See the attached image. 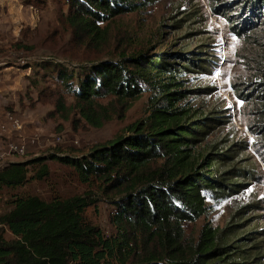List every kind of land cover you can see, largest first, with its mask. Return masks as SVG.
Here are the masks:
<instances>
[{
  "label": "trees",
  "instance_id": "trees-1",
  "mask_svg": "<svg viewBox=\"0 0 264 264\" xmlns=\"http://www.w3.org/2000/svg\"><path fill=\"white\" fill-rule=\"evenodd\" d=\"M157 1L65 0L63 24L75 44L99 54L114 18L144 11ZM207 2L234 35L262 32L264 37V0ZM190 18L183 13L172 26L181 30ZM212 47L123 50L71 69L39 63L74 98L71 109L89 127L100 129L115 115L100 99L125 102L148 94L147 109L127 133L106 143L80 151L55 146L0 167V191L47 180L52 162L71 169L81 183L99 186L110 199L115 229L106 236L87 220L86 209L94 204L89 195L50 200L13 195L11 209L0 215V264H264V199L254 188L264 184V73L250 89L245 90L249 83L241 84L236 96L255 106V120L245 125L249 142L237 132L229 109L196 104L217 88H194L186 79L213 75L219 59ZM54 106L66 112L61 96ZM229 201L237 203L222 227L206 223L196 239L185 237L183 224L205 216L208 203Z\"/></svg>",
  "mask_w": 264,
  "mask_h": 264
},
{
  "label": "rangeland",
  "instance_id": "rangeland-1",
  "mask_svg": "<svg viewBox=\"0 0 264 264\" xmlns=\"http://www.w3.org/2000/svg\"><path fill=\"white\" fill-rule=\"evenodd\" d=\"M25 1H0V145L8 152L6 157L0 158L3 162L0 167L39 156L55 146L80 151L106 143L127 133L129 125L142 120L148 94L125 102L108 97L98 102L110 113L115 112L112 120L100 129L89 127L71 109L74 98L62 92L61 86L53 79V72L38 68L39 63L48 61L71 69L95 60L113 58L123 50L127 54L182 52L200 44H211L219 59L213 75H189L186 79L191 87H215L217 93L197 99L196 104H220L229 109L239 135L243 134L249 142L252 141L245 125L255 120V106L237 100L236 96L241 84L249 83L245 90L250 89L251 82L264 73L262 32L250 37L234 35L225 19L211 13L207 0H158L144 11L114 18L108 27L107 44L98 54L75 44L71 32L63 24L68 8L65 0H34L29 5ZM30 5L43 8V16L34 27L27 8ZM183 13L191 14L190 25L178 30L172 26V21ZM172 60L178 65L183 64L180 59ZM59 96L64 100L66 112L63 114L55 111ZM9 118L17 120L22 129L13 130ZM34 136L38 140L31 143ZM11 144L24 145L25 153L11 152ZM250 152L256 155L253 149ZM49 167L51 174L47 180L0 191V215L11 209L13 195L38 196L44 200L55 196L89 195L94 204L86 209L87 220L106 236L113 235L115 229L110 223L113 205L101 194L100 187L81 183L71 169L56 162L49 163ZM254 188L259 198L264 199V184ZM236 203H208L210 209L205 216L195 223L183 224L185 237L196 239L206 223L222 227ZM5 237L11 239L9 232L6 231Z\"/></svg>",
  "mask_w": 264,
  "mask_h": 264
},
{
  "label": "built area",
  "instance_id": "built-area-1",
  "mask_svg": "<svg viewBox=\"0 0 264 264\" xmlns=\"http://www.w3.org/2000/svg\"><path fill=\"white\" fill-rule=\"evenodd\" d=\"M29 13L31 15V21H32V27L36 26L37 22L41 19L43 16V8L42 7H34V6H27ZM10 127L15 131H20L22 129V125L18 123L17 120H14L13 118H9ZM10 151L17 152L20 154L25 153V147L22 144H11L9 146ZM3 162H0V166Z\"/></svg>",
  "mask_w": 264,
  "mask_h": 264
},
{
  "label": "crops",
  "instance_id": "crops-1",
  "mask_svg": "<svg viewBox=\"0 0 264 264\" xmlns=\"http://www.w3.org/2000/svg\"><path fill=\"white\" fill-rule=\"evenodd\" d=\"M0 1H2V0H0ZM4 3L5 2H3V4ZM8 3L9 2H7L6 4L8 5ZM37 140H38L37 137L34 136V137H31L30 142L35 143ZM7 155H8L7 150L4 148V146L0 145V158L6 157ZM2 161H6V160H2Z\"/></svg>",
  "mask_w": 264,
  "mask_h": 264
}]
</instances>
